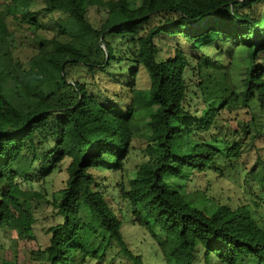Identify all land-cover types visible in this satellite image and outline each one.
Returning a JSON list of instances; mask_svg holds the SVG:
<instances>
[{"label":"trees","instance_id":"trees-1","mask_svg":"<svg viewBox=\"0 0 264 264\" xmlns=\"http://www.w3.org/2000/svg\"><path fill=\"white\" fill-rule=\"evenodd\" d=\"M91 8L104 13L97 25ZM162 35L179 41L166 58L156 42ZM22 38L35 47L27 59ZM239 48L248 67L238 91L221 57ZM262 55L264 0H0V230L34 239L27 202L41 194L17 181L46 179L67 161L65 187L52 201L62 221L46 231L49 245L33 252L39 264H101L107 257L106 264L116 257L144 264L129 248L97 170L118 175L123 217L130 212L165 264H264V227L249 205L213 196L209 178L237 181L242 159L255 150L246 174L264 199V148L257 147L264 143ZM114 64L131 80L144 68L149 87L116 77L118 99L98 94L94 78L111 76ZM188 73L199 78L195 93ZM190 93L201 96V109L192 111ZM248 112L249 123L228 124ZM137 136H146L149 158L127 178L124 162ZM188 173L203 175L205 190L171 187L169 179Z\"/></svg>","mask_w":264,"mask_h":264},{"label":"rangeland","instance_id":"rangeland-1","mask_svg":"<svg viewBox=\"0 0 264 264\" xmlns=\"http://www.w3.org/2000/svg\"><path fill=\"white\" fill-rule=\"evenodd\" d=\"M134 4H138L141 0H131ZM37 8H40V4H36ZM104 13H97L94 8H91L89 11V16L94 24H98ZM59 17V15H56ZM46 36L51 37V34H46ZM24 39V38H22ZM114 46H120L121 51H127V44H121L118 39H110ZM156 42L160 47V56L162 58L168 57L167 47L176 46L178 44V39L166 35L156 39ZM182 47L189 53H193V49L189 45L181 42ZM23 48L21 49L23 59H27L34 49V44L26 38L22 44ZM197 54L196 51H194ZM221 57L222 61L228 67L231 75V82L234 85L236 90H241V78L243 71L248 67V60L246 55L239 48L237 52L232 57L229 53ZM258 62L264 67V55L260 57ZM194 63V62H193ZM195 64V63H194ZM120 64H114V66L109 70L111 76L106 74H99L93 80L97 84V87L94 88L95 91L99 94L97 90H100L102 93L100 95H107L115 99V94H118L120 91V83L114 82V78L118 77L120 80L129 81L131 84H134L139 89H146L150 85L149 77L144 68H139L136 79H129V71L124 70L119 72ZM116 75V76H115ZM115 76V77H113ZM189 82L191 83L190 89L194 93L199 91L197 83L199 78L194 76L192 73H188ZM87 81L92 82V78L88 75L84 76ZM113 77V78H112ZM116 78V80L118 79ZM191 99L192 111L202 108L201 96H197L193 93L189 94ZM123 107V104H120ZM126 105V104H125ZM246 111V110H245ZM246 113V112H244ZM237 119L229 122L228 124H237L238 121H241L242 124L249 123L250 118H252V113H247L242 115V113L236 116ZM227 124V125H228ZM143 135L146 133L141 129ZM146 136H137L132 143V148L129 157L124 162L125 175L127 178H130L134 175L136 167L148 160V155L145 152L146 148ZM258 148H264V143L259 142L257 144ZM257 152L255 150L250 151L245 154L241 163V176L237 181L227 180L223 178H215L210 176L211 181V190L213 196H215L221 202H229L232 205L239 203H244L249 205L251 211L253 212L254 217L258 223L264 227V199L263 191L259 187L258 183L254 180L251 181L250 176L246 174L252 167L257 159ZM261 162L264 164V152H262ZM68 162H64L63 168L61 170H55L49 177L46 179L39 178V176L31 174L33 176L32 182L23 180L22 178L18 179L19 185L22 187L23 191L27 192L32 190L33 193H39L41 196L31 195V198L27 202V205L30 207V210L33 212L35 217V223L32 228V233L34 239L30 238H19L15 231L11 230H0V264H6L10 262L12 264H39L37 260L34 259L33 252L38 249H44L49 245V235L47 230L49 227L56 225L61 222L62 219L57 215V211L52 205L53 197L56 192L65 187V182L67 180V173L65 171ZM99 178H102L101 183L103 184V189L108 196V202L112 206V209L117 213V215L123 221V234L128 243L129 248L135 255H140L144 264H165L163 261V254L160 253L159 248L156 242L150 237V235L141 227L133 224L130 218V212H127V215L123 217V214L126 213V206L120 197L119 190L116 187V182H118V175L112 173L110 170H97ZM214 173V172H213ZM169 184L172 188L178 189L185 193L194 192L196 190H205L207 184L205 177L203 175L191 174L188 173L183 179H169ZM2 187V186H1ZM5 191V187L2 188ZM119 208H122L123 212H120ZM85 209V208H83ZM85 213V210L82 211ZM101 240L98 239L95 241L93 246L97 248ZM97 244V245H96ZM96 245V246H95ZM110 257H107V260ZM101 262V264H106V261ZM89 264H100L95 262H90ZM112 264H131V261L126 257H116ZM211 264H217L216 260H212Z\"/></svg>","mask_w":264,"mask_h":264}]
</instances>
